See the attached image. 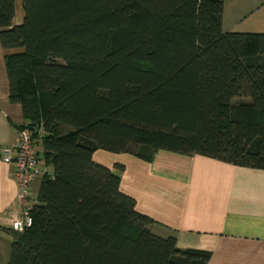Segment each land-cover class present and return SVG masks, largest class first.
<instances>
[{
	"label": "trees",
	"instance_id": "trees-1",
	"mask_svg": "<svg viewBox=\"0 0 264 264\" xmlns=\"http://www.w3.org/2000/svg\"><path fill=\"white\" fill-rule=\"evenodd\" d=\"M20 1L14 23L16 0H0V44L43 172L7 264H211L154 232L92 153L264 168V32L223 30V0Z\"/></svg>",
	"mask_w": 264,
	"mask_h": 264
},
{
	"label": "crops",
	"instance_id": "crops-1",
	"mask_svg": "<svg viewBox=\"0 0 264 264\" xmlns=\"http://www.w3.org/2000/svg\"><path fill=\"white\" fill-rule=\"evenodd\" d=\"M221 26L264 32V0H223ZM10 50L0 44V147L18 137L16 124L24 120L20 103L8 99L4 53ZM92 157L119 175V188L155 220L157 234L174 233L179 247L209 250L211 264H264V168L166 148L150 159L102 148ZM13 170L0 158V264L9 256L10 223L21 216ZM39 182L40 175L31 182L32 200Z\"/></svg>",
	"mask_w": 264,
	"mask_h": 264
},
{
	"label": "built area",
	"instance_id": "built-area-1",
	"mask_svg": "<svg viewBox=\"0 0 264 264\" xmlns=\"http://www.w3.org/2000/svg\"><path fill=\"white\" fill-rule=\"evenodd\" d=\"M36 139L38 138L32 135L29 128L23 127L12 143L0 147V158L14 167L16 199L21 207V216L14 218L10 223V228L14 231H21L32 221L29 213L32 202L31 182L43 172Z\"/></svg>",
	"mask_w": 264,
	"mask_h": 264
},
{
	"label": "rangeland",
	"instance_id": "rangeland-1",
	"mask_svg": "<svg viewBox=\"0 0 264 264\" xmlns=\"http://www.w3.org/2000/svg\"><path fill=\"white\" fill-rule=\"evenodd\" d=\"M22 12H23V9H22L21 1L20 0H16V2H15V16H14V18L20 20L21 17H22Z\"/></svg>",
	"mask_w": 264,
	"mask_h": 264
}]
</instances>
